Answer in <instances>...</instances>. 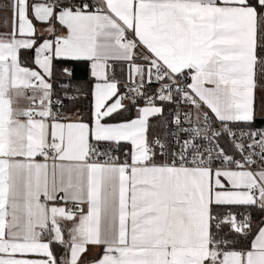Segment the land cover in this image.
<instances>
[{
    "label": "snow or ice",
    "instance_id": "6c2138e0",
    "mask_svg": "<svg viewBox=\"0 0 264 264\" xmlns=\"http://www.w3.org/2000/svg\"><path fill=\"white\" fill-rule=\"evenodd\" d=\"M0 264H264V0H0Z\"/></svg>",
    "mask_w": 264,
    "mask_h": 264
}]
</instances>
